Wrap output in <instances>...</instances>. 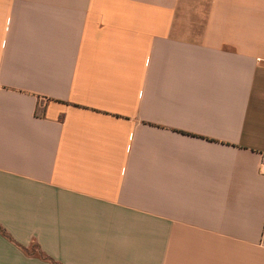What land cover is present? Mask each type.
<instances>
[{
  "label": "crops",
  "instance_id": "1",
  "mask_svg": "<svg viewBox=\"0 0 264 264\" xmlns=\"http://www.w3.org/2000/svg\"><path fill=\"white\" fill-rule=\"evenodd\" d=\"M263 155L264 0H0V264H264Z\"/></svg>",
  "mask_w": 264,
  "mask_h": 264
},
{
  "label": "trees",
  "instance_id": "2",
  "mask_svg": "<svg viewBox=\"0 0 264 264\" xmlns=\"http://www.w3.org/2000/svg\"><path fill=\"white\" fill-rule=\"evenodd\" d=\"M0 233L4 236V237H7L9 238V235L8 233L6 232L5 229H3L1 226H0ZM24 251L26 253H28L29 255H32V256H38V257H41V258H44V259H47V260H51L48 256H46L40 249V247L37 245V244H34L32 245V247L30 249L28 248H24ZM55 263V262H54ZM56 264V263H55Z\"/></svg>",
  "mask_w": 264,
  "mask_h": 264
},
{
  "label": "built area",
  "instance_id": "3",
  "mask_svg": "<svg viewBox=\"0 0 264 264\" xmlns=\"http://www.w3.org/2000/svg\"><path fill=\"white\" fill-rule=\"evenodd\" d=\"M261 170L264 173V155L262 157Z\"/></svg>",
  "mask_w": 264,
  "mask_h": 264
}]
</instances>
